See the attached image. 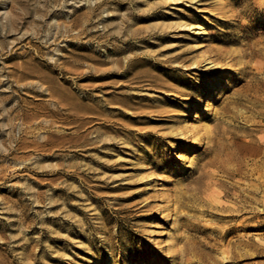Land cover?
Masks as SVG:
<instances>
[{"label":"rangeland","instance_id":"rangeland-1","mask_svg":"<svg viewBox=\"0 0 264 264\" xmlns=\"http://www.w3.org/2000/svg\"><path fill=\"white\" fill-rule=\"evenodd\" d=\"M0 264H264V0H0Z\"/></svg>","mask_w":264,"mask_h":264},{"label":"bare ground","instance_id":"bare-ground-1","mask_svg":"<svg viewBox=\"0 0 264 264\" xmlns=\"http://www.w3.org/2000/svg\"><path fill=\"white\" fill-rule=\"evenodd\" d=\"M194 27H196V28H200V26H194ZM198 31V30H197ZM224 74L226 75L227 74V72H224ZM221 79V81H219V83L218 84H211V85H209L208 86V88H207V92H206V95H209V94H211L215 89H218V88H221L223 85V79L222 78H220ZM120 103H124V101H119ZM206 173V171H204L202 174H205ZM210 180V179H209ZM228 257V256H227ZM229 258V257H228Z\"/></svg>","mask_w":264,"mask_h":264}]
</instances>
